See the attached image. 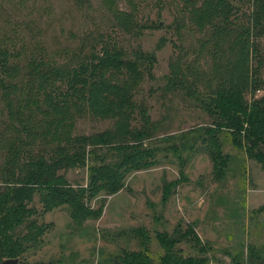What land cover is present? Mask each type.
Wrapping results in <instances>:
<instances>
[{
    "label": "rangeland",
    "instance_id": "1",
    "mask_svg": "<svg viewBox=\"0 0 264 264\" xmlns=\"http://www.w3.org/2000/svg\"><path fill=\"white\" fill-rule=\"evenodd\" d=\"M232 3L238 11L226 27L206 16L208 0H0V185L15 148L20 164L48 158L77 136L109 132L128 139L125 131L141 125L138 110L135 118L116 108L78 114L75 104L58 103L67 82L53 69L76 67L103 47L142 63L140 74L126 68L104 74L111 84L135 87L133 101L152 123L149 142L157 148L156 164L129 174L117 193L95 199L103 204L98 219L76 226L65 206L46 212L39 248L18 264H115L122 249L141 248L138 230L147 234L157 262L159 235L184 238L188 228L210 244L206 264H264V162L213 124L215 88L250 77L246 100L264 95V33L246 29L253 0ZM138 51L146 59L137 58ZM215 137L229 155L222 179L214 176L209 155ZM82 164L58 173L85 184ZM178 248L195 253L184 242Z\"/></svg>",
    "mask_w": 264,
    "mask_h": 264
},
{
    "label": "trees",
    "instance_id": "2",
    "mask_svg": "<svg viewBox=\"0 0 264 264\" xmlns=\"http://www.w3.org/2000/svg\"><path fill=\"white\" fill-rule=\"evenodd\" d=\"M253 6L251 26L246 29L248 33L250 30L254 34L257 31L264 33V0H253ZM207 7L206 16L218 18L226 27H230V18L238 11L232 0H208ZM137 58L143 60L146 56L138 51ZM141 64L136 58L123 55L119 49L103 47L100 53L92 52L88 61L76 67L61 69L64 71L53 69L55 76L67 82L63 98L58 102L63 107L73 103L78 114L88 109L100 115L116 108L132 118H135L132 114L138 110L136 115L141 125L125 131L128 139H117L109 132L77 136L69 141V147H59L48 158L29 159L20 164L19 147L12 150L4 163V185H0V264L4 259L19 258L27 251L39 248L48 230V225L39 219L46 212L65 206L76 226L98 219L103 204L97 205L94 202L96 198L117 193L124 187L129 174L156 164L157 148L149 142L154 137L153 126L143 107L133 101L132 90L135 87L111 84L104 74L109 68H126L140 74ZM52 76L47 74V79ZM253 83L250 77L245 84L230 80L228 85L211 92L217 112V121L213 124L217 131H229L232 143L238 148L243 147L248 156L264 162V95L250 102L244 97ZM52 94L55 95L54 92ZM52 98L51 104L57 106V97ZM213 131L209 129L208 133L214 136ZM211 144L209 155L213 173L217 179H222L229 155L222 151L218 137ZM78 162L86 165L85 184L70 183L64 174L58 173ZM167 198V194H164L163 200ZM137 235L141 239V248L122 249L114 258L115 264H206L204 255L211 249L210 244L198 239L190 228L184 233V238H181V233L180 238L160 234L163 255L155 262L150 255L147 234L138 230ZM183 242L189 249L195 250L194 255H185L178 248ZM33 264L58 263L39 261Z\"/></svg>",
    "mask_w": 264,
    "mask_h": 264
},
{
    "label": "water",
    "instance_id": "3",
    "mask_svg": "<svg viewBox=\"0 0 264 264\" xmlns=\"http://www.w3.org/2000/svg\"><path fill=\"white\" fill-rule=\"evenodd\" d=\"M19 259L18 258H7L4 259L1 264H18Z\"/></svg>",
    "mask_w": 264,
    "mask_h": 264
}]
</instances>
